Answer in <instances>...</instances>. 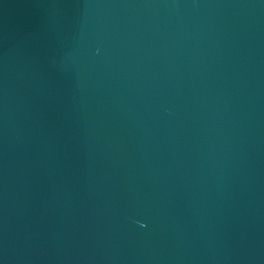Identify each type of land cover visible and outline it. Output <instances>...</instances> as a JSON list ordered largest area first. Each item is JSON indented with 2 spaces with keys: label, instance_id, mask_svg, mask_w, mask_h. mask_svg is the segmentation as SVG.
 <instances>
[{
  "label": "water",
  "instance_id": "water-1",
  "mask_svg": "<svg viewBox=\"0 0 264 264\" xmlns=\"http://www.w3.org/2000/svg\"><path fill=\"white\" fill-rule=\"evenodd\" d=\"M0 264H264V0H0Z\"/></svg>",
  "mask_w": 264,
  "mask_h": 264
}]
</instances>
